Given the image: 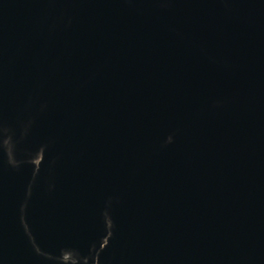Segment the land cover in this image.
<instances>
[{
  "label": "water",
  "instance_id": "water-1",
  "mask_svg": "<svg viewBox=\"0 0 264 264\" xmlns=\"http://www.w3.org/2000/svg\"><path fill=\"white\" fill-rule=\"evenodd\" d=\"M0 264H264V0H0Z\"/></svg>",
  "mask_w": 264,
  "mask_h": 264
}]
</instances>
